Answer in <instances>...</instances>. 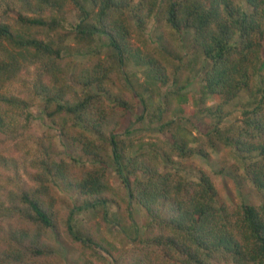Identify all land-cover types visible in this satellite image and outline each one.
<instances>
[{
    "label": "trees",
    "instance_id": "trees-1",
    "mask_svg": "<svg viewBox=\"0 0 264 264\" xmlns=\"http://www.w3.org/2000/svg\"><path fill=\"white\" fill-rule=\"evenodd\" d=\"M21 1V9L36 14L20 11L14 20L6 18L0 22V56L7 57L0 60V85L15 76L22 61L32 64L40 85L36 92L44 95L47 116L58 124L60 132H68L81 142L84 152L93 156V163L88 165L75 157L57 161V154L44 146L39 186L33 190L19 186L16 191L5 192L4 198L0 195V220L8 221L0 230V264H52L53 252L41 235L49 229L56 230L54 207L59 201L69 202L64 217L65 231L83 254L80 264H93L88 257L93 260L103 257L104 264L106 260L109 264H119L117 251L112 250L88 213L85 223L77 226L74 221L77 213L90 208L102 218H108L110 203L121 212L125 206L124 223L133 221L128 198L142 204L151 219L141 233L135 230L131 244L136 249L129 253L124 264H264V200L257 207L242 201L235 207L221 203L206 173L200 171L196 179L179 176L178 180L171 170L158 172L154 162L162 152L184 157L204 151L203 142L188 147L187 141L197 139L185 138L180 132L182 121L178 123L183 118L177 115L184 111L189 98L184 90L191 82L198 59L203 58L208 67L198 87L200 98L218 95L219 112L241 91H249L250 99L231 125L224 124L226 115L217 112V120L207 125L201 138L205 135L209 146H214L216 140L230 145L239 158L247 160L243 176L264 197V81L260 75L264 66V0H167L164 7L160 5L163 0H90L99 6L97 10L86 9L84 0H68L79 19L69 37L77 47L92 45L94 35L99 34L107 37L114 50L102 55L98 49H89L87 60L79 62L73 72L75 80L80 82V91L60 75V64L65 59L64 41L68 37L64 35L67 29L63 25L69 12L64 4L68 1L52 0L51 5L50 0ZM123 8L130 9L139 30L153 13L158 23L192 37L197 55L186 62L176 61L171 83L175 89L169 88L164 78L155 79L148 74L142 81L129 79L123 69L128 57V45L124 41L132 37L121 19ZM45 10L48 13L43 15ZM118 25L122 26L120 33ZM162 52L170 55L165 48ZM118 76L124 77L132 88L133 95L128 101L106 100L104 83L116 82ZM54 83L64 92L72 93L75 99L71 102L63 94L58 95V91L55 93ZM92 85L98 91H92ZM153 95L160 96L159 104L163 108L158 113V129L163 132L174 127L170 129L173 139L141 143L143 135H134V128L127 120L140 102L135 120L142 121ZM173 101L177 103L175 116L168 119V105ZM4 106L23 108L25 103L0 94V120ZM28 115L31 113L27 111L25 122ZM25 126L24 130H29L27 123ZM179 133L183 134V140L177 139ZM104 143L111 147L113 169L127 199L109 184L108 165L100 152ZM203 155L206 156L205 151ZM63 181H68L67 186L62 185ZM59 190H64V194ZM157 203L168 204L169 213L157 209ZM120 229L124 230L122 226ZM56 233L59 236L58 230Z\"/></svg>",
    "mask_w": 264,
    "mask_h": 264
},
{
    "label": "rangeland",
    "instance_id": "rangeland-1",
    "mask_svg": "<svg viewBox=\"0 0 264 264\" xmlns=\"http://www.w3.org/2000/svg\"><path fill=\"white\" fill-rule=\"evenodd\" d=\"M68 0H66L67 2ZM137 2V0H134ZM239 2V0H237ZM167 0L161 1V7H164ZM21 0H0V22H4L6 18L11 20L18 15L20 11L27 12L29 15L36 14L32 10L26 11L21 9ZM52 4V0L49 1ZM136 4V3H135ZM45 3H42L44 7ZM49 5V6H50ZM85 8L88 10H97L98 5L92 4L90 0H84ZM137 5V4H136ZM138 6V5H137ZM64 7L69 8V12L66 14L63 25L66 27L64 35L67 37L64 41L65 56L64 62L60 64V72L64 81L75 86L79 91L81 90L80 82L75 80L73 75L74 70L79 62H85L88 58L89 49H98L102 55L113 53L114 50L109 46V42L104 35H94V41L90 46L77 47L76 42L69 38L74 33V25L78 22V16L76 9L71 2H67ZM141 8V6H138ZM142 11V10H139ZM48 10H45L43 15H46ZM143 24L141 30L135 27L132 12L128 8H123L122 20H125V25L129 27V34L131 35L129 40L125 39V45H128V57H126V65L123 68L131 81L136 82L142 79L148 74L157 78H164L167 82V86L171 89H175V85L172 83L173 69H175V63L179 59H183L186 62L190 57L194 58L197 55V49L191 44V36L187 34H178L166 25L158 23L154 14H151ZM146 18V16H145ZM122 26L118 25L117 32L120 33ZM115 31V35H118ZM168 50L170 55L163 53V49ZM199 57V56H198ZM174 58V59H172ZM200 58V57H199ZM0 60H7L6 56H0ZM199 64L195 71L191 74V82L185 88L184 92L189 96L187 102L184 104V111L179 112L177 115L182 117V132L187 140L192 137H196L197 141H187L188 147L194 148L197 145L204 143V151L206 156L203 155L204 151H194L191 154H187L184 157L180 155L166 153L156 156L155 164L156 170L162 172L164 170H171L176 173L174 176L176 179L182 176L184 179H196L199 172L206 173L217 189V198L219 202L226 204H233V207L238 206L242 201L248 205L259 206L264 197L247 177L243 176V173L247 170V160L239 158L235 149L230 145H225L216 140L214 146L207 144V137L201 134L207 129L208 124H212L217 120V112L224 113L223 123L231 125L234 120L240 116L239 110L249 101V91H241L236 99H233L229 104L224 105L221 112L218 108L221 104V99L218 95L212 97L200 98L199 97V85L201 77L204 71L208 67V63L203 61V58L198 59ZM23 65L21 69L11 79H7L0 85V94L7 97H16L24 101L25 106H7L3 107L2 119L0 120V195L4 198L5 192H13L17 190L19 186H27L33 190L39 186L38 178L43 170L41 162L43 161L42 154L44 146L50 153L57 154V161L61 158L69 160L70 157H75L82 162H86L88 165L93 163V156L84 152L80 141L73 139L68 135V132H60L62 130L52 118L47 116V110L44 106L43 93L36 92V88L39 87L37 81L36 68L30 64L27 60L22 61ZM28 67H24L27 65ZM77 72V71H76ZM56 74V73H55ZM261 79L264 81V66L260 69ZM118 81L107 80L104 83L106 88V100H129L133 95L132 88L124 77H116ZM48 83V82H47ZM37 84V85H36ZM59 85V84H58ZM49 89V88H48ZM164 89V88H163ZM50 90V89H49ZM92 91H98L92 85ZM54 91H58V95L63 94L66 96V100L73 101L75 97L70 92H64L59 85L54 83ZM53 92V89L51 93ZM158 95H153L150 99L151 107L142 121L135 120L136 114L140 106V102H137L136 110L128 117L127 123L134 128L133 134L143 135L140 142H151L154 140L168 138L172 140V133L170 129L166 128L165 131L158 129V113L163 109L159 104ZM168 119L175 116L174 109L177 107V103L173 101L168 105ZM27 111L31 113L28 115V120L25 122ZM229 113V114H228ZM215 119V120H214ZM26 123L29 125V130L26 128ZM195 127L196 129H194ZM123 128V126H122ZM183 130V131H182ZM200 133V134H199ZM183 134H178L177 139L183 140ZM144 140V141H141ZM145 149L148 148V144H145ZM203 147V146H202ZM102 157L105 163L108 165L107 174L109 176V184L117 191L123 199H127V194L124 186L120 180L117 179V175L113 169L112 151L109 144L104 143L100 148ZM247 155V153H245ZM41 161V162H40ZM223 168L222 172L218 170ZM179 180V179H178ZM68 181H63L62 185L67 186ZM61 194H64V190H59ZM129 211L132 214L133 221H126L124 223L122 216L125 217L124 207L123 211L118 208L114 203H110L109 217L102 218L101 214L93 209H87L76 214L75 224H83L86 222V213L91 218V222L98 224V231L104 235V238L112 245L113 251H117L116 258L119 260V264H124V261L128 257L129 253L135 251L136 246L132 245V235L135 230L141 233L143 226H146L151 219L150 213L146 208L137 203L136 200L129 199ZM157 209H163L165 212L170 211V206L164 203H157ZM69 207V202L59 201L55 204L54 209L57 210L55 214L56 230L59 232V236L56 230L49 229L48 232H44L41 235L42 241L48 246L53 255L51 257L52 264H80V260L83 254L78 250L72 242L69 240L64 224L65 212ZM120 208V207H119ZM133 222V224H131ZM4 224H8L7 220H0V230ZM124 230H121V226ZM143 231V230H142ZM137 251V250H136ZM93 264H104V258H93ZM106 264H109L106 260ZM128 264V262H125Z\"/></svg>",
    "mask_w": 264,
    "mask_h": 264
}]
</instances>
